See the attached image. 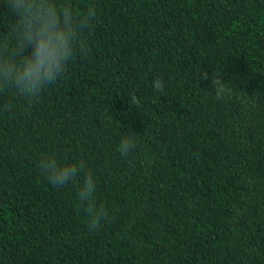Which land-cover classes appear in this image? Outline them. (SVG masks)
Here are the masks:
<instances>
[{
  "label": "trees",
  "instance_id": "16d2710c",
  "mask_svg": "<svg viewBox=\"0 0 264 264\" xmlns=\"http://www.w3.org/2000/svg\"><path fill=\"white\" fill-rule=\"evenodd\" d=\"M69 2L95 6L86 52L36 99L0 89V264H264V0ZM46 154L83 171L54 187Z\"/></svg>",
  "mask_w": 264,
  "mask_h": 264
},
{
  "label": "clouds",
  "instance_id": "9594fccd",
  "mask_svg": "<svg viewBox=\"0 0 264 264\" xmlns=\"http://www.w3.org/2000/svg\"><path fill=\"white\" fill-rule=\"evenodd\" d=\"M6 7L16 17V43L13 47L6 37L0 39V89L11 87L29 100L36 99L49 84L62 77L77 49L82 54L86 52L83 33L97 15L95 6L89 4L85 12L79 13L69 0L63 3L58 0H6ZM204 79H208L207 74ZM211 83L217 98L240 95L218 78ZM153 86L157 91L164 90L160 79H156ZM131 101L140 103L135 95ZM135 147L134 135L128 134L117 150L127 156ZM39 168L51 185L60 188L83 171V164H61L55 154H46L41 157ZM94 191L95 182L88 173L79 191V200L88 205L90 230H95L107 215L103 206L97 208L93 203Z\"/></svg>",
  "mask_w": 264,
  "mask_h": 264
}]
</instances>
